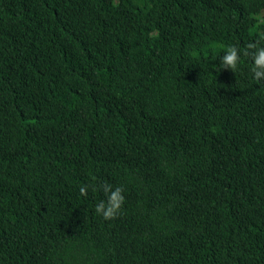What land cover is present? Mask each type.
Instances as JSON below:
<instances>
[{
	"label": "trees",
	"instance_id": "trees-1",
	"mask_svg": "<svg viewBox=\"0 0 264 264\" xmlns=\"http://www.w3.org/2000/svg\"><path fill=\"white\" fill-rule=\"evenodd\" d=\"M259 47L264 0H0V264H264Z\"/></svg>",
	"mask_w": 264,
	"mask_h": 264
},
{
	"label": "clouds",
	"instance_id": "clouds-1",
	"mask_svg": "<svg viewBox=\"0 0 264 264\" xmlns=\"http://www.w3.org/2000/svg\"><path fill=\"white\" fill-rule=\"evenodd\" d=\"M249 47H253L249 45ZM238 49L235 46L226 48L221 63L230 70L238 67L240 57L237 56ZM253 81L257 84L264 82V47L256 48L252 53V65L250 68ZM89 190L88 185H83L79 188L80 195L86 196ZM97 191L104 194L105 199L99 200L95 204V212L104 220H112L121 212L122 206L125 202L124 189L121 186H113L111 183H103L98 186Z\"/></svg>",
	"mask_w": 264,
	"mask_h": 264
}]
</instances>
